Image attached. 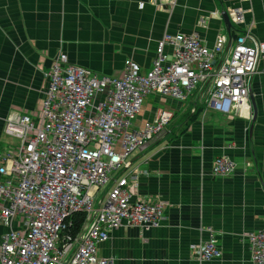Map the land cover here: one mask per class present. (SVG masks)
Returning <instances> with one entry per match:
<instances>
[{
	"label": "crops",
	"instance_id": "crops-1",
	"mask_svg": "<svg viewBox=\"0 0 264 264\" xmlns=\"http://www.w3.org/2000/svg\"><path fill=\"white\" fill-rule=\"evenodd\" d=\"M174 2L0 0V157L8 145L5 118L39 111L44 73L61 50L70 64L99 77H118L127 59L142 73L149 71L165 33L194 34L209 48L225 34L231 40L226 52L242 30L264 42V0ZM234 9L245 11V22L228 30L222 13L229 16ZM164 53L170 55L171 47ZM199 96L184 103L153 96L142 105L135 129L161 111L169 112L171 120L166 134L132 156L122 172L135 177L129 188L133 200L163 202L164 220L149 231H112L98 246L100 257L114 264H199L190 247L204 242L211 229L222 258L200 264H252L245 235L264 225V57L238 115L215 113ZM220 155L235 165L227 177L211 175Z\"/></svg>",
	"mask_w": 264,
	"mask_h": 264
},
{
	"label": "built area",
	"instance_id": "built-area-1",
	"mask_svg": "<svg viewBox=\"0 0 264 264\" xmlns=\"http://www.w3.org/2000/svg\"><path fill=\"white\" fill-rule=\"evenodd\" d=\"M229 17L238 29L245 11L234 9ZM236 34L226 52L231 40L225 34L209 48L194 34L165 33L149 71L142 73L127 59L118 77H99L59 51L44 73L39 111L9 113L4 120L3 134L20 143L7 145L0 157V264H114L98 255L112 231L160 227L163 202L133 200L135 177L122 170L166 134L171 114L161 111L141 129L134 123L146 97L184 103L207 83L206 108L238 115L249 100L264 42L252 39L248 29ZM167 46L170 55L164 53ZM234 172L229 157L214 159L213 177ZM80 214L85 219L75 233L73 219ZM245 239L252 264H264V225ZM190 251L199 264L222 258L211 229Z\"/></svg>",
	"mask_w": 264,
	"mask_h": 264
},
{
	"label": "water",
	"instance_id": "water-1",
	"mask_svg": "<svg viewBox=\"0 0 264 264\" xmlns=\"http://www.w3.org/2000/svg\"><path fill=\"white\" fill-rule=\"evenodd\" d=\"M222 17H223V20H224L225 25L228 27V30H229V29L231 28L230 17H229V16L227 15V13H225V12L222 13ZM222 59H223V56H222V58L220 59V61H218L217 67L220 66ZM217 67H216V68H217ZM207 84H208V83H207ZM207 84H206L205 86H207ZM205 86H204V87L200 90V92H199V94H200L199 99L202 97V95H203V93H204V88H205ZM250 101H251L252 108H253V120H254L255 117H256V109H255L254 102H253L252 98H250Z\"/></svg>",
	"mask_w": 264,
	"mask_h": 264
},
{
	"label": "trees",
	"instance_id": "trees-1",
	"mask_svg": "<svg viewBox=\"0 0 264 264\" xmlns=\"http://www.w3.org/2000/svg\"><path fill=\"white\" fill-rule=\"evenodd\" d=\"M84 219H85V216L82 214L74 217V219H73L74 225H73L72 229L74 230L75 233L80 230L81 226L83 225Z\"/></svg>",
	"mask_w": 264,
	"mask_h": 264
},
{
	"label": "rangeland",
	"instance_id": "rangeland-1",
	"mask_svg": "<svg viewBox=\"0 0 264 264\" xmlns=\"http://www.w3.org/2000/svg\"><path fill=\"white\" fill-rule=\"evenodd\" d=\"M193 94H196V93H193ZM193 94H192V95H193ZM192 95H191V96H192ZM191 96H190V97H191ZM150 97H153V96H148V97L145 98V100H144V102H143V104H142L143 106H145L147 103H149V102H148V99H150ZM190 97L188 98V100H190ZM202 99H204V98H202ZM136 124H137V122H136ZM19 143H20V142H19V140H17V139H8V141L6 142V144H8V145H11V144H12L13 146L18 145Z\"/></svg>",
	"mask_w": 264,
	"mask_h": 264
}]
</instances>
